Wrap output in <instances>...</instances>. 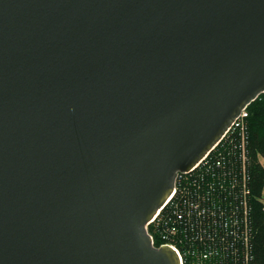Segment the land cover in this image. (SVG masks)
Here are the masks:
<instances>
[{
	"label": "water",
	"instance_id": "95a60500",
	"mask_svg": "<svg viewBox=\"0 0 264 264\" xmlns=\"http://www.w3.org/2000/svg\"><path fill=\"white\" fill-rule=\"evenodd\" d=\"M264 90V0H0V264H181L146 224Z\"/></svg>",
	"mask_w": 264,
	"mask_h": 264
},
{
	"label": "trees",
	"instance_id": "16d2710c",
	"mask_svg": "<svg viewBox=\"0 0 264 264\" xmlns=\"http://www.w3.org/2000/svg\"><path fill=\"white\" fill-rule=\"evenodd\" d=\"M248 127V172H249V203L248 221L251 226L249 234V251L253 264H264V211L261 200L264 188V100H257L249 107ZM230 174L238 185L242 181V159L237 150ZM233 162V161H232ZM202 194L195 191L183 200L175 219L186 229L187 236L196 240L198 245L213 264H241L245 261L244 244V213L242 191L234 195V200L226 204L214 206L208 203L206 214L201 213V206L206 204L207 190Z\"/></svg>",
	"mask_w": 264,
	"mask_h": 264
},
{
	"label": "built area",
	"instance_id": "2783aa9c",
	"mask_svg": "<svg viewBox=\"0 0 264 264\" xmlns=\"http://www.w3.org/2000/svg\"><path fill=\"white\" fill-rule=\"evenodd\" d=\"M257 100H264V90L260 91L255 99L241 110L228 126L218 143L207 154L190 169L178 172L173 193L163 207L146 224L152 244L156 247H171L177 253L181 264H213L203 260H211V257H206V254L201 251L198 242L190 239L187 236L186 229L181 227L175 219V214L179 210L183 200L197 190L202 194L205 192L204 190H207V202L201 206L202 214H206V211H208L206 205L209 202L214 206L218 204L224 205L227 200H234V195L237 192L242 191L245 227L243 237L246 258L241 264H253L249 258L251 254L249 251L251 226L248 221V214L250 212L249 195L251 191L247 165L249 158L247 143L250 116L249 107ZM237 150H240L242 159L241 186L237 184L234 176L230 174ZM262 195L263 190L261 200Z\"/></svg>",
	"mask_w": 264,
	"mask_h": 264
},
{
	"label": "rangeland",
	"instance_id": "374dc122",
	"mask_svg": "<svg viewBox=\"0 0 264 264\" xmlns=\"http://www.w3.org/2000/svg\"><path fill=\"white\" fill-rule=\"evenodd\" d=\"M263 119H264V117H263ZM262 163L264 164V158H262ZM262 200H263V202H264V188H263V195H262Z\"/></svg>",
	"mask_w": 264,
	"mask_h": 264
}]
</instances>
